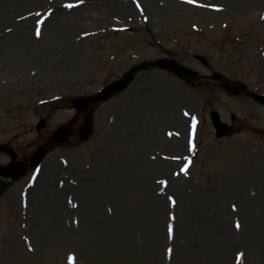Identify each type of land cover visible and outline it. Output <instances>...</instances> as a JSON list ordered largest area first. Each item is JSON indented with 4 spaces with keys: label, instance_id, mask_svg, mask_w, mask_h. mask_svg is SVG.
I'll return each mask as SVG.
<instances>
[{
    "label": "rangeland",
    "instance_id": "rangeland-1",
    "mask_svg": "<svg viewBox=\"0 0 264 264\" xmlns=\"http://www.w3.org/2000/svg\"><path fill=\"white\" fill-rule=\"evenodd\" d=\"M112 2L128 4L0 0L11 43L0 46V145L23 168L15 181L0 177L10 183L0 264H264V0H184L178 14L152 17L154 0H134L132 16ZM56 24L72 33L45 38ZM27 27L28 41L11 36ZM148 72L177 90L173 119L189 121L179 150L155 142L169 121L126 104ZM114 82L119 92L106 93ZM211 112L228 134L216 138ZM35 151L44 156L31 169ZM9 163L0 152V166ZM255 176L262 194L251 197ZM256 232L260 242L248 239Z\"/></svg>",
    "mask_w": 264,
    "mask_h": 264
},
{
    "label": "bare ground",
    "instance_id": "bare-ground-1",
    "mask_svg": "<svg viewBox=\"0 0 264 264\" xmlns=\"http://www.w3.org/2000/svg\"><path fill=\"white\" fill-rule=\"evenodd\" d=\"M117 1V0H114ZM184 0H154L153 3H151V5L149 6L148 10H149V15L150 17H152L153 15L156 16L158 13H160V15H168L169 13H175L178 14V12L181 10V5L183 3ZM228 1H235V0H228ZM255 1H262V0H253V2ZM134 2V0H128V4H124L123 2H121L122 5H115L114 2H112V5L115 7L116 10H118L120 13L123 12L122 10L124 9L127 14H130L131 16L134 14L133 11V7H132V3ZM128 16V15H127ZM1 22V21H0ZM29 23V21H23L21 23H8V27L14 26V28H22L25 25H27ZM57 25V24H56ZM63 25L58 24L57 26H49L48 29L45 30V38L47 39H52V38H63L66 39V37L68 35H70L72 33V31L70 30H64V28L62 27ZM28 28L26 29V33L25 32H14L11 33V36H14L16 39L17 38H22L24 37L27 41L29 40V32H28ZM0 46L3 44H11L9 42V40L3 39L1 34H0ZM11 41H14L11 38ZM215 62V67L218 69V67L220 66V62L219 60H214ZM147 73H141L138 78L137 81L133 84L132 83V87L130 89V91L128 92L129 95H131V99L129 98L127 103L128 106H132L135 107V109L139 112V115H141L142 118H148V115L150 116L151 112H155L157 119H162V121L166 124H168L169 121V127L172 128V130H165L162 129V132L160 134H156L159 135L158 139L155 141L157 143L162 144V147H159L163 150H165L166 152H171L173 150H179L181 148V146L184 145V142L187 143V134L189 131V121L185 122L184 120V116L182 117L180 114V120L179 122L176 120L174 121V119H176V109L174 108V101H176L178 99L177 97V90L174 87H166V86H159V79L156 78L154 76V78H152L151 76H149L151 74V72ZM130 100V101H129ZM135 109H133L135 111ZM173 112V113H172ZM174 118V119H173ZM149 119V118H148ZM187 120V118H186ZM131 122H133V120H130ZM185 122V129L186 131L182 132L181 131V127L182 125H184ZM143 135L147 136V135H152V132L145 130L143 132ZM161 135V137H160ZM144 142H146L147 144H149L150 140L147 138L143 139ZM174 153V152H172ZM167 158H169V155L167 156ZM157 167L160 168L161 172L163 173L165 167H164V163H157ZM51 176L48 177H41L40 178V183L37 186L36 191L39 192V190L41 188L46 189L48 188V180L50 179ZM245 178H243L244 181ZM248 179V178H247ZM252 184H254L255 187V192L256 194L254 195V193H250L249 195L251 197H258L259 195L262 194V189L260 186V181L259 179H257V177H253L252 178ZM243 184H245V192H247V186L249 185V183L247 182H243ZM38 193L34 192L32 196H36ZM167 196V195H166ZM154 202L153 204H151L153 207L155 206L156 208H159L160 205V201L161 198L157 197V193L154 196ZM169 199V196H168ZM36 205L40 204L41 206L43 205L41 202L39 201H35ZM37 219V218H36ZM38 219L40 221H49L50 219L45 215V216H40L38 217ZM247 220V219H246ZM33 221H36L35 219H33ZM242 219H241V223H242ZM255 225V227H259L257 224H252ZM226 230V229H225ZM232 232H234V230H232ZM229 232L228 233H232ZM257 235L253 234L254 236H250L248 239L250 240H255L257 242H260V237L259 233L256 232ZM225 235V233H223ZM262 238V237H261Z\"/></svg>",
    "mask_w": 264,
    "mask_h": 264
},
{
    "label": "water",
    "instance_id": "water-1",
    "mask_svg": "<svg viewBox=\"0 0 264 264\" xmlns=\"http://www.w3.org/2000/svg\"><path fill=\"white\" fill-rule=\"evenodd\" d=\"M121 89V84L119 82L115 83L112 85V87L106 92V93H112V92H117ZM212 117V122H213V127L216 129V131L223 135L225 134L224 130L226 129L225 128V125L221 124L220 121H219V117L217 116V114H212L211 115ZM39 127H42V123L39 125ZM89 127V124L88 123H85L84 127H83V131H82V134H81V138L82 139H86L87 136H88V132L86 133L87 129ZM69 136V133L68 131H64V130H58L56 131L54 134H53V141L55 142V144H60V143H63L64 141H66V139L68 138ZM0 151H8L7 148L5 147H1L0 146ZM12 158H15L14 154H12ZM41 159V153H36L34 155V157L31 159V165L32 166H35L39 163ZM15 171L16 169H12L10 174L9 172H7L6 170H4L3 168H0V174L4 177H8V176H11L13 175L12 179H16V174H15ZM7 189V184H2L0 183V195L4 192V190Z\"/></svg>",
    "mask_w": 264,
    "mask_h": 264
}]
</instances>
